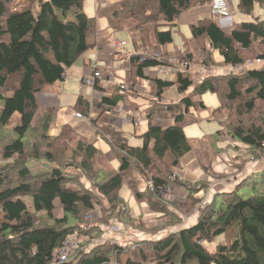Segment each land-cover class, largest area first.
I'll return each instance as SVG.
<instances>
[{
	"label": "trees",
	"instance_id": "trees-1",
	"mask_svg": "<svg viewBox=\"0 0 264 264\" xmlns=\"http://www.w3.org/2000/svg\"><path fill=\"white\" fill-rule=\"evenodd\" d=\"M24 1L27 5L14 11L13 0H0V264H49L69 235L82 241L65 264H264V168L252 174L253 181L245 179L203 206L196 195L210 184H191L176 175L182 158L193 151L184 132L189 109H205L201 96L207 93L220 100L211 114L220 124L211 137L214 144L224 138L234 150H245V165L264 158V0L236 3L237 12L247 16L257 6L262 18L232 23L228 29L210 17L191 24L190 39L177 55L181 67H176L173 81L148 78L150 100L142 109L143 105L126 101L128 94H137L132 87L126 92L117 90L111 99L102 98L100 107L124 104L142 114L148 126L138 137L141 146H129L115 129L97 127L89 119L90 103L82 96L77 98L71 111L88 119L108 139L119 162L117 169L70 125L52 134L53 110L41 109L36 102L37 94L56 91L67 69L92 46L96 18L84 13L85 0ZM208 2L122 0L108 10L109 21L117 31L128 24L149 47L164 46L172 43L180 16ZM215 52L221 63L214 61ZM249 63L253 64L246 66ZM197 64L206 71L219 65L242 67V73L206 74L197 82L190 67ZM128 65L134 85L145 79V68L167 64L135 55ZM173 87L180 98L164 102L163 94ZM167 114H175L173 123L162 127L156 118ZM14 116L17 123L10 127ZM197 155L213 179L227 176L212 173L211 166L201 161L205 154ZM238 159L229 160L228 166L232 168L230 163ZM29 160L52 166L32 173ZM244 164L234 166L242 170ZM134 172L147 180L144 191L136 189ZM123 185L131 189L137 203L147 205L154 220H163L161 227L148 228L140 217L131 215L119 196ZM245 185L254 191L252 197L239 196L238 189ZM173 186L184 192L186 201L174 211L166 198ZM199 208L194 223L185 225L184 218ZM98 210L100 214H95ZM109 222L127 223L151 238L125 245L106 238L101 243L102 227ZM160 232L166 234L158 237Z\"/></svg>",
	"mask_w": 264,
	"mask_h": 264
},
{
	"label": "crops",
	"instance_id": "crops-1",
	"mask_svg": "<svg viewBox=\"0 0 264 264\" xmlns=\"http://www.w3.org/2000/svg\"><path fill=\"white\" fill-rule=\"evenodd\" d=\"M15 2H19L18 8L13 9L14 11H21L22 7L24 8L27 3L24 0H14ZM122 0H85L83 5V11L88 17L96 18V33L94 37L90 40V44L92 45L83 56L69 69H67L63 81L57 86V90L54 92H46L39 93L36 95V102L39 108L41 109H52L53 110V122L54 127L52 129V134H56L58 129L68 124L70 127L77 132L79 135L87 138L89 142L94 143L95 147L100 150L107 162L110 164L112 168H114L113 162L116 160L118 166L119 162L114 157L111 149V145L108 143V139L103 136L102 133H99L93 126H91L88 119H77L74 117L73 111L71 108L74 106L77 98L82 96L90 103V116L89 119L96 122L97 127H107L115 129L121 132L127 138V144L131 147H139L141 146V140L138 137L144 133L147 129V121L143 118L142 114L133 113L131 109L124 104H120L119 106L112 108L107 107L106 109L100 107L99 104L102 98L111 99L117 93V90L121 92H126L120 90L119 84H126L128 88L132 87L133 91H136L137 94H128L127 102L136 103L139 105H143L141 109L149 104L150 95L148 94V78H157L164 81L172 82L174 79V74L167 73L161 74L159 72L158 67H150L145 68L143 73L145 79L138 80L134 85L132 83V73L130 71L128 62L129 59L133 56L138 57H146V59H151L150 54L159 53L161 56V60L165 61L167 67L171 70L179 66L177 61V55L179 52L184 50V44L190 39V29L189 26L197 21H203L209 19L208 6L196 7L184 12L178 22L177 26L173 30V41L171 44H167L164 46H157L152 44V47L147 46L144 38L136 31H130V27L128 24L125 25L123 30L117 31L115 30L109 21L110 12L108 11L111 8L117 6ZM237 2V0H236ZM21 8V9H20ZM198 18V19H197ZM195 19V20H194ZM197 19V20H196ZM180 27H188L189 29V37L184 39L180 37L178 33V29ZM117 42H124L125 44L122 47H118L116 45ZM195 55L198 56L197 49L193 48L192 50ZM213 58L216 63H221L222 58L220 55L215 52L213 53ZM190 66V65H189ZM188 66V67H189ZM181 67V66H179ZM191 67V71L194 70V74L196 73L199 76H205L208 73H204L202 68H198V66ZM189 67V68H190ZM228 67L224 66H216L213 69V75H220L227 72ZM93 69H98L103 72L102 80L96 82L97 88L94 87H83L82 81L84 78L90 76ZM174 73V72H172ZM123 78V80H121ZM89 89V91H88ZM175 88H171L163 94L164 102H175L180 96L175 92ZM179 96V98H178ZM98 105V107H96ZM98 108V110L96 109ZM100 109V110H99ZM200 109V108H195ZM204 110V109H202ZM214 110V109H213ZM212 110V111H213ZM100 112V113H99ZM212 114V112H211ZM210 114V119L214 120L213 116ZM140 115V116H139ZM190 109L189 114L186 119V123L184 124V129L189 126L190 123ZM142 116V117H141ZM175 114H167L166 116L159 117L156 121L159 122V125L162 127H166L173 123V117ZM141 118V122L138 126H133L130 123H126L127 119L131 118ZM139 127H143L142 131L136 132ZM220 129V127H219ZM217 129V130H219ZM217 132V131H216ZM205 139L211 140V135H205L202 142H205ZM208 141V140H207ZM137 143H140L138 146ZM134 144V145H132ZM228 146V141H225V146ZM216 145V143H215ZM212 147L205 146L209 150L212 159L208 161L206 164L204 162V157H202L201 161L205 165L211 166L212 173L225 174L228 177H225L222 180H215L205 172L203 167L201 166L198 153L196 149L193 148V151L187 154L181 160V169L176 172V175L183 181H186L191 184H199L201 182H208L210 186L205 191H199L196 195V198L202 200L201 206H203L206 202H210L214 199L215 194H219L222 192H230L233 191L236 186L242 182L243 180L249 178L251 179L252 174L258 172L262 168H264V158L262 161L258 163L244 164V155L241 153H237L239 159L235 161L236 164L245 166L242 170L238 171L235 175L229 176L228 172L232 169L228 166L229 158L234 160L235 155H226V147ZM193 147V146H192ZM223 147V148H222ZM202 148L198 149V152ZM215 149V150H214ZM224 149V150H223ZM231 149L229 148V151ZM242 150V149H241ZM204 154V152H202ZM206 154V153H205ZM208 155V154H206ZM240 155V156H239ZM229 157V158H228ZM227 161V162H226ZM112 164V165H111ZM118 168V167H117ZM114 168V169H117ZM228 170V172H226ZM137 172L133 173L134 174ZM209 173V172H208ZM138 174V173H137ZM139 175V174H138ZM138 179H140L143 184H145V188L148 186L147 180L139 175ZM142 177V178H141ZM136 182V181H135ZM129 189L131 197L134 199L132 195L131 189ZM137 189V187H136ZM169 195L167 200L170 204L176 208H181L185 205V194L184 192L177 186H173L169 189ZM182 201H180V200ZM135 201V199H134ZM180 201V204H179ZM134 209L131 211V215L133 217H140V219L146 223V227L150 228L152 225L157 226L163 223V220H154L156 216L152 215L150 210L148 209L145 203H137ZM127 206V205H126ZM134 210L138 212V214L134 215ZM175 209H173L174 211ZM200 208L197 211L184 218L186 220L193 218L191 222L196 220V215L199 214ZM97 212H95L96 214ZM198 216V215H197ZM114 224V223H113ZM118 225V224H116ZM159 227V226H158ZM108 227H102L103 235L101 236V243L106 240L104 235V231ZM142 237L147 232H140ZM136 236H130L126 244L131 243L137 239ZM141 238V237H140ZM144 238V237H143ZM108 239V238H107ZM99 240V239H98ZM119 242L121 240L118 239ZM126 241V240H124ZM123 245H125L123 243Z\"/></svg>",
	"mask_w": 264,
	"mask_h": 264
},
{
	"label": "rangeland",
	"instance_id": "rangeland-1",
	"mask_svg": "<svg viewBox=\"0 0 264 264\" xmlns=\"http://www.w3.org/2000/svg\"><path fill=\"white\" fill-rule=\"evenodd\" d=\"M236 3H237L236 0H229L230 8L232 7L231 8V18H232L231 21H232V23H240V22L252 21L254 17L262 18V11L257 6H255L253 15L252 16H247V15H243V14L237 12ZM18 4H20V3L17 2V1L15 2L13 0V2H12L13 9L18 8ZM22 9H23V7H22ZM227 24H228V22L226 21V22H224L223 25H227ZM178 33L180 34V37H182L184 39L189 37V29H188V27H180L178 29ZM200 59H201V57H200ZM197 65H198V68H202V66L200 64H197ZM213 69L208 70V71L203 70V69L202 70H203L204 73H208V74L213 75V72H212ZM241 69H242V67L241 68L228 67L227 70H226L227 72H225L224 74H220V75H226V74L232 73V72H234V73L237 72V73L241 74L242 73ZM121 77L122 76H120V78ZM201 77H203V76H199L196 73L195 80L198 82ZM121 80H123V78H121ZM174 90L179 95L177 90L176 89H174ZM88 91H89V89H88ZM178 98H179V96H178ZM201 100L204 102L206 108L204 110H202V109H194V108L190 109V114L191 115L189 116V119H190V121H192V123L184 129V132H185L186 137L188 138V140L192 144L193 148L197 150L196 153L200 154L201 152H204V154L205 153L208 154V155L205 154V156H201V157H204L203 160H204V162L206 164L208 161H210L212 159V156H211L209 150L207 149V147H205V146L206 145L207 146H211L212 145L213 148L214 147H220V146L224 147L225 146V141H224V138H221L218 142H215L216 145L214 144V142L212 140H208V139H205L206 141L202 142L204 136L207 135V133H208V135H211V137H213L216 134L217 129H219V127H220V124H219V122L216 119L212 120V119L209 118L212 110L215 109L220 104V100H219L217 95L210 94V93H207V94L201 96ZM0 107H1V103H0ZM96 107H98V105H96ZM96 109L98 110V108H96ZM224 117L225 116L223 115V118ZM16 119H17V116H14L13 123L9 125L10 127L14 126V124L17 123ZM143 129H144L143 127H139L136 130V132L142 131ZM3 134L6 135L5 133H3ZM11 134H12V137H13L12 131H11ZM226 141H228V140H226ZM139 144L140 143H137L136 145L138 146ZM132 145H134V144H132ZM225 147H226V151H222V152H225L226 155H229V156L230 155H235V157H236L235 159H238L239 157L236 154L237 153H239V154L241 153L242 155L245 156L243 160L246 159V155L247 154H246L245 150L242 149V150H237L236 151V150L233 149V146H231L229 144H228V146L226 144ZM200 148H202V149L198 152V149H200ZM229 148L231 149L230 151H229ZM229 160H230V162L232 161L230 158H229ZM0 164H1V154H0ZM230 165H233L232 169H236V170H230V172H228V170H226V172H228L229 176L235 175L236 173H238V171H240L237 167L234 166L235 162L234 163H230ZM27 166L32 171V173H37L38 174V173H42L44 171L49 170V168L52 166V164H49V163H46V162H43V161L29 160L27 162ZM112 166L114 168L118 167V164H117L116 160L113 162ZM138 177H140V176L137 173H135L134 174V179L136 181L137 190L138 191H144L145 190V184H143V182L140 179H138ZM225 177H228V176H225ZM248 179L249 178H247V180ZM250 181H253V179H249V182ZM238 194L242 198H248V197H252L254 195V191H252L249 188V185H247V186L245 185V186H243V187L238 189ZM119 196L121 197V199L123 201H125V203L127 205V208H129L132 211L134 209L136 203H135L134 199L131 197L129 189L126 187V185L122 186L121 191L119 193ZM166 198H168V196H166ZM180 201H179V204H180ZM55 206H56V212H57L59 207H60L59 202L57 200L55 201ZM107 207L108 206L106 204H104L103 208L107 209ZM169 207L172 210L174 208H176V207L172 206L171 204L169 205ZM98 213L100 214V210H98L96 214H98ZM137 214H138V212L136 210H134V215L136 216ZM192 219L193 218H190V219L186 220L185 225H189L190 224L189 226H191L194 223V222L189 223L190 221H192ZM158 221H160V220H158ZM113 223L118 224V226H117L118 227V232L111 233V232H109V229H108V231H107V229H105V231H104L105 237L110 239V240H112V241H118V239H119V240H121L122 243L126 244L127 241H130V239H128L130 236H136L135 239H148V238H151L150 234H145L143 236L144 237L143 238L141 233H140L141 231H133L131 229V227L127 223H124V222H122V223L109 222V225H107V227L110 228L111 224H113ZM158 224L159 223L157 222L156 225L161 227L162 224L161 225H158ZM151 227H153V225ZM172 229L173 228H170V230L168 229V231H171ZM145 230H147V229H145ZM160 233H158V237H161V236L166 234V232H162L161 234ZM124 240H126V241H124Z\"/></svg>",
	"mask_w": 264,
	"mask_h": 264
},
{
	"label": "built area",
	"instance_id": "built-area-1",
	"mask_svg": "<svg viewBox=\"0 0 264 264\" xmlns=\"http://www.w3.org/2000/svg\"><path fill=\"white\" fill-rule=\"evenodd\" d=\"M208 12L210 18L214 19L216 22L219 23V25L222 28L228 29L231 27L232 24V18H231V8L229 4V0H209L208 2ZM228 22L227 25H223L224 22ZM125 43L124 42H117L116 45L118 47H122ZM150 60H157V61H163L161 60V56L158 53H152L150 54ZM146 59V57H141V60ZM260 61L257 60L254 63L258 64ZM253 63H249L246 66H250ZM159 72L161 74H175L177 71V68H173L172 70L167 67V65H161L158 67ZM183 70V69H180ZM174 72V73H172ZM103 78V72L98 69H93L90 76L86 77L82 81L83 87H94L96 85V82L99 80H102ZM120 90L125 91L128 89L126 84H119ZM74 117L77 119H85L81 114L74 113ZM158 118H156L157 120ZM141 122V119L131 118L127 119L126 123H130L133 126H138ZM262 151L264 153V142L261 144ZM88 219L91 218V215L87 217ZM118 225L116 223L111 224L109 228V232L114 233L118 232ZM82 238L78 237L77 235H69L63 242L62 246L59 249H56L51 257V260L49 264H65L69 261V259L73 256L75 253L77 246L81 243ZM201 243V242H200Z\"/></svg>",
	"mask_w": 264,
	"mask_h": 264
}]
</instances>
